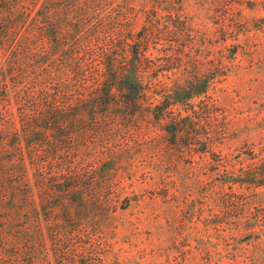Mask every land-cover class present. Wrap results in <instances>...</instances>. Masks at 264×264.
Instances as JSON below:
<instances>
[{"label": "rangeland", "instance_id": "1", "mask_svg": "<svg viewBox=\"0 0 264 264\" xmlns=\"http://www.w3.org/2000/svg\"><path fill=\"white\" fill-rule=\"evenodd\" d=\"M133 4L147 9L150 0ZM180 13L188 31L160 33L152 60L166 63L171 53V65L153 63L142 74L152 87L139 104L117 96L93 126L49 132L48 149L27 164L21 186L32 239L42 233L45 256H0V264H34L36 257L38 264H264V0H182ZM190 83L203 92L191 93ZM1 90L0 126L3 113L16 112L13 89L9 104ZM13 141L0 136V225L24 219L15 212ZM71 141L82 191L104 195L100 205L63 210ZM84 242L88 252L73 250Z\"/></svg>", "mask_w": 264, "mask_h": 264}, {"label": "trees", "instance_id": "2", "mask_svg": "<svg viewBox=\"0 0 264 264\" xmlns=\"http://www.w3.org/2000/svg\"><path fill=\"white\" fill-rule=\"evenodd\" d=\"M181 5L182 0H150L147 9L137 8L133 0H0V44L6 47L7 65L1 72L4 79L0 88L7 104L13 89L16 105L15 113H3L0 136L2 141L9 137L14 140L12 160L17 164L19 180L15 212L24 214L21 223L5 218L0 225L1 257L18 258L23 252L30 256L36 251L45 256L42 233L37 242L32 239L31 213L25 203V189H21L27 164L34 165L36 154L48 149L52 129L67 125L77 131L84 125L93 126L98 111L109 109L117 96L124 103L139 104L141 95L152 87L150 81H141L142 74L154 68L153 63L157 68L171 65V53L165 55L166 63L152 60L160 33L188 31ZM173 86L180 89L177 84ZM189 90L200 93L203 86L191 85ZM72 138L69 135L68 141ZM68 144L63 210L76 211L78 206L103 202L104 195L82 191L84 173L78 145L75 141ZM83 153L87 155L89 150ZM36 171L43 181L38 168ZM114 192L112 196L119 200ZM46 203V194L41 192L40 204ZM79 234V229L68 231L65 240L71 242ZM89 247L84 242L73 250L83 254Z\"/></svg>", "mask_w": 264, "mask_h": 264}]
</instances>
